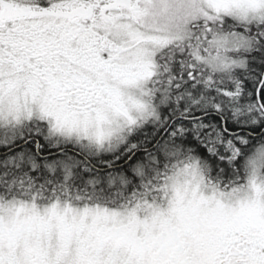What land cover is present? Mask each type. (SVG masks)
Masks as SVG:
<instances>
[{"label":"snow or ice","instance_id":"snow-or-ice-1","mask_svg":"<svg viewBox=\"0 0 264 264\" xmlns=\"http://www.w3.org/2000/svg\"><path fill=\"white\" fill-rule=\"evenodd\" d=\"M0 264H264V0H0Z\"/></svg>","mask_w":264,"mask_h":264}]
</instances>
